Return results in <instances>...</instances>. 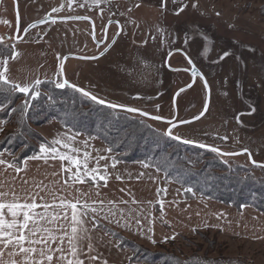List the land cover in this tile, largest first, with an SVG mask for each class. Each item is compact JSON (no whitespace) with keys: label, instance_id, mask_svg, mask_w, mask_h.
Here are the masks:
<instances>
[{"label":"rangeland","instance_id":"rangeland-1","mask_svg":"<svg viewBox=\"0 0 264 264\" xmlns=\"http://www.w3.org/2000/svg\"><path fill=\"white\" fill-rule=\"evenodd\" d=\"M182 2L155 6L138 0H102L96 6L72 0L69 7V0H26L25 5L0 0V20L6 10L15 7L20 29L36 25L13 45L8 57L2 53L0 61L8 59L6 76L21 86L37 79L62 81V66L64 80L98 98L175 121L194 118L204 107L202 79L196 76L191 87H186L192 81L190 69L195 67L207 81L208 108L200 119L173 128V135L225 153L248 149V153L226 155L223 160L247 167L248 174L264 179L260 166L264 164V0ZM46 11L53 19H87L38 23ZM110 19L117 23L107 25ZM115 36L103 55L91 59ZM205 47L209 49L206 56L202 55ZM12 52L18 54L15 59L10 58ZM224 52L230 55L214 63ZM65 55L69 57L63 61ZM178 90L174 111L172 99ZM145 120L162 132L168 127L162 121ZM12 128L7 123L4 131ZM47 136L59 139L51 130ZM249 153L255 163L250 162ZM135 243L180 258L222 255L247 264H264V242L225 236L216 229L179 235L153 249Z\"/></svg>","mask_w":264,"mask_h":264},{"label":"crops","instance_id":"crops-1","mask_svg":"<svg viewBox=\"0 0 264 264\" xmlns=\"http://www.w3.org/2000/svg\"><path fill=\"white\" fill-rule=\"evenodd\" d=\"M18 1L21 5L26 4V0ZM138 1L164 6L168 3L180 5L185 0ZM45 13L48 16L49 11ZM0 128L4 131V123L0 124ZM36 130L46 140L45 145H50L52 141L47 136L49 130L56 133L58 138L72 135L73 139L66 142L73 148L79 149L78 153L74 152L72 155L79 156L83 160V153H89L88 167L97 168L106 175V184L99 179L98 185H94L90 179L86 183L75 184L69 180L68 184L71 185L69 187L65 184L68 173L62 171V162L58 158L45 161L31 160L27 157L17 165L22 169L17 172L15 168L7 167V163L16 165L11 161L12 155L7 152H0L3 153L0 159L7 162L5 165H0V183H3L4 188H14L21 196L29 191L39 192L48 202L53 199L52 192L68 200H73L78 195V189L88 193L87 197L81 199L88 200L91 205L88 215L95 217L99 225L93 228L90 219L87 227L91 230L94 245L92 254L99 256L100 260L92 262L82 257L85 259V264H102V261H107L108 264H147L129 262L130 251L119 247L117 240L101 226L115 230L124 237L152 249L158 244H163L161 241L167 237L188 236L207 229L219 230L225 236H242L264 242V214L252 207L243 206L237 210L232 206L199 196L186 199L183 188L174 182L164 180L162 174L154 168H144L139 161H118L114 159V154L109 148L96 137L73 133L56 121L51 120L37 126ZM39 147L40 145L35 155L40 154ZM56 147L60 152L67 151L66 148L58 145ZM113 161L115 167L112 166ZM63 165L69 167L67 161H64ZM72 171L75 172L76 169L72 168ZM39 202L38 199L37 203ZM64 247L67 249V242Z\"/></svg>","mask_w":264,"mask_h":264},{"label":"trees","instance_id":"trees-1","mask_svg":"<svg viewBox=\"0 0 264 264\" xmlns=\"http://www.w3.org/2000/svg\"><path fill=\"white\" fill-rule=\"evenodd\" d=\"M8 54L6 51L5 56ZM41 81L40 95L34 100L31 94L24 97L19 92L0 93V120L6 122L4 125L14 126L1 134L0 152L12 155V163L19 165L23 159L35 155L39 145L47 143L34 127L53 120L73 133L96 137L115 154L114 159L118 161L148 162L164 180L176 183L183 190L191 187L192 192L184 191L186 199L199 196L237 210L249 206L264 214V179L248 174L247 167L225 163L223 157L206 148L164 137L162 131L154 129L146 118L135 113L116 110L109 125L103 113L112 110L94 105L71 88L57 89L52 80ZM25 100L28 102L26 111L23 107ZM157 164L161 170L157 169ZM101 228L117 240L119 247L130 251L129 262L247 264L222 255L213 259L195 254L180 258L173 252L150 251L115 230Z\"/></svg>","mask_w":264,"mask_h":264},{"label":"snow or ice","instance_id":"snow-or-ice-1","mask_svg":"<svg viewBox=\"0 0 264 264\" xmlns=\"http://www.w3.org/2000/svg\"><path fill=\"white\" fill-rule=\"evenodd\" d=\"M71 2L72 0H69V7H71ZM84 2L85 4L99 6L102 0H84ZM104 2H107V0H104ZM173 2H175V0H173ZM137 7H139V5H137ZM193 7H195V5H193ZM130 10L131 9H129V11ZM52 11H56V9H53ZM180 11H183V9H180ZM217 15H219V13H217ZM76 19H87V17H76ZM43 22L44 21H41V23ZM35 26V24H32L28 27L32 28ZM27 30V28L24 29V31ZM117 35H119V33H117ZM114 42L115 41H113V43ZM2 43L3 40L0 38V44ZM105 51H107V48ZM208 51L209 49L205 47L202 55L206 56ZM103 54L104 53L102 52L101 55ZM17 55V53L12 52L10 58L15 59ZM229 55L230 53L224 52L218 57L217 61H214V63L223 61ZM91 59H98V57H92ZM188 62L189 64H192L190 58H188ZM0 63L3 65V70H0V93L19 92L23 93L24 97H28L29 94H31L33 100L39 97V88L42 81L37 79L32 85L25 84L23 86L13 83L6 76L8 71V59L5 58L0 61ZM192 75L194 77L199 75L194 67L192 69ZM200 78L204 79L202 75ZM53 83L57 89L71 88L75 92L80 93L82 97L91 101L94 105L103 106L104 109L112 110L103 113V118L109 125L112 124L110 117L117 109L124 113H137L141 117L147 116L152 120H163L160 116H150L148 113L143 112L138 108L114 104L105 99L98 98L90 92L70 84L67 80H57ZM189 87H191V85H189ZM205 88H208L206 80ZM184 90L185 89H181L180 91L182 92ZM177 95H179V92ZM23 107L26 111L28 108L27 100H25ZM207 108L208 103L206 101L204 112L207 111ZM204 112L201 113V116L204 115ZM252 112H255V108H252ZM252 112L247 114L251 115ZM196 119H199V117H196ZM236 119L237 122L240 123L239 116ZM165 122L171 126L162 133L164 137L178 140L183 144H193L198 148H206L208 151L216 153L221 157L241 154L221 152L216 147L182 139L179 136L173 135L172 130L177 125L171 121ZM2 123L6 122H0V124ZM0 131H2V128H0ZM134 132L135 130L133 129L132 134H134ZM72 139L73 136L69 135L66 138L62 137L52 140L50 145L41 144L39 147L40 154L28 157V159H43L47 161L48 159L58 158L62 162V171L68 173L65 184L69 187H71V185L68 184L69 180L75 184L86 183L87 180L90 179L94 185H98L99 179L105 181L106 184V175L102 174L97 168L88 167L89 153H83V160H81L79 156L72 155L74 152H79V149L73 148L70 143L66 142V140L71 141ZM223 139L226 140L227 137H224ZM57 145L61 148H66L67 151H58V148L56 147ZM243 152H248V149H244ZM2 155L3 153H0V156ZM249 158L251 159L250 153ZM99 159H104V157H99ZM64 161L68 162L69 167L63 165ZM6 163L5 160L0 159V165H5ZM253 163L255 162L253 161ZM112 166L115 167V161L112 162ZM142 166L148 168L153 165L148 162H142ZM155 166L158 170H161L159 164ZM260 166L264 167V165ZM7 167L15 168L17 172L22 170L17 165L11 163H7ZM72 168H75L76 171L73 172ZM25 183L27 182L25 181ZM41 191H44V189H41ZM184 191L192 192L193 189L191 187H186ZM77 193L78 195L74 197L73 200H68L63 196H58L56 192H52L53 199L51 202H48L43 196H40L39 192L33 193L29 191L21 196L14 188H4L3 183H0V264H85V259L82 257H86L88 261L92 262L100 260L99 256L92 254L94 251V245L92 243L91 230L87 227L90 219L93 228H96L99 225L95 217H89L88 215V210L91 208L88 200L81 199V197H87L89 194L83 193L79 189L77 190ZM38 199L40 201L39 203H37ZM93 203L95 202L93 201ZM92 211H95V209H92ZM104 218L106 219L107 217ZM168 239H175V237H167L165 240L161 241V243L167 242ZM65 242H67V249L64 247ZM152 242L153 244L156 243L154 240ZM53 245H55V247H53ZM102 264H108V262L102 261Z\"/></svg>","mask_w":264,"mask_h":264},{"label":"flooded vegetation","instance_id":"flooded-vegetation-1","mask_svg":"<svg viewBox=\"0 0 264 264\" xmlns=\"http://www.w3.org/2000/svg\"><path fill=\"white\" fill-rule=\"evenodd\" d=\"M17 3L18 0H15ZM110 21V22H109ZM107 25H110L111 23L116 24L117 21L115 20H109ZM116 22V23H115ZM33 23H30L28 25H25L20 29L17 12L15 7L11 9V11L6 10L4 12L1 20H0V38H2L3 43L0 44V56L3 53L5 54L6 51H10L12 49L13 45L16 44L18 41H21L27 31L30 29L28 26L32 25ZM93 26V23H92ZM28 29L27 31H24V29ZM107 29V27H106ZM23 30V31H22ZM104 37L106 38V31L104 32ZM104 38V40H105ZM114 38V37H113ZM103 40V41H104Z\"/></svg>","mask_w":264,"mask_h":264},{"label":"water","instance_id":"water-1","mask_svg":"<svg viewBox=\"0 0 264 264\" xmlns=\"http://www.w3.org/2000/svg\"><path fill=\"white\" fill-rule=\"evenodd\" d=\"M76 17H81V16H75V17H71V18H66V17H62V18H50V17H48V16H46L45 18H43V19H41L40 21H38V23H41V21H44V22H47V21H50V20H83V19H76ZM43 22V23H44ZM110 22V21H109ZM108 22V23H109ZM115 39H116V36L110 41V43L98 54V55H96L95 57H100L101 56V53L103 52V53H105L106 51H105V49L107 48V50L112 46V44H113V41H115ZM110 46V47H109ZM69 57V55H65L64 57H63V61H65V59L66 58H68ZM195 68V67H194ZM192 69H193V67H191V69H190V73H191V75H192ZM196 69V68H195ZM196 71H197V73L199 74V75H197V76H199V77H201V73L196 69ZM195 78H196V76L194 77L193 75H192V81L188 84V85H186V87H189V85H192L193 83H194V80H195ZM61 79H62V81L64 80L63 79V74L61 73ZM202 82H203V84H204V87H205V80L204 79H202ZM80 88V87H79ZM82 89V88H81ZM84 90V89H83ZM179 92V90L178 91H176L175 93H174V95H173V99H172V103H173V107H174V111L176 110V96H177V93ZM205 93H206V99H205V102L207 101V103H209V88H205ZM204 107H205V104H204ZM204 107H203V109H202V111L197 115V116H195L194 118H191V119H189V120H184V121H175L174 120V118H172V119H164L163 118V120H158V121H162V122H165V121H171L172 123H174V124H176L177 126L178 125H182V124H185V123H181V122H192V121H196V120H198V119H196V117H199V119L203 116H201V113L202 112H204ZM117 110H119V109H117ZM142 111V110H141ZM144 112V111H143ZM135 114H137V113H135ZM149 114V113H148ZM204 114H205V112H204ZM150 116H155V115H151V114H149ZM144 118H146V119H150V118H148L147 116H145ZM152 120V119H151ZM166 123V122H165ZM168 124V123H167ZM171 125L170 124H168V127L167 128H169ZM166 128V129H167ZM199 144V143H198ZM222 152V151H221ZM237 153H248V152H243V150L242 151H240V152H237ZM230 156V155H229ZM250 162L251 163H253V161H252V159H250ZM262 165H264V164H262Z\"/></svg>","mask_w":264,"mask_h":264}]
</instances>
